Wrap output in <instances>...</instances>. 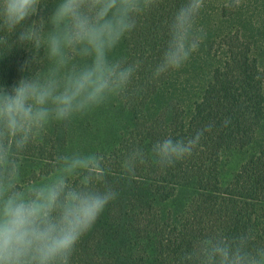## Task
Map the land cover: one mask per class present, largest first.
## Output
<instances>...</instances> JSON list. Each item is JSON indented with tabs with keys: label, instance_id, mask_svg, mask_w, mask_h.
Here are the masks:
<instances>
[{
	"label": "trees",
	"instance_id": "16d2710c",
	"mask_svg": "<svg viewBox=\"0 0 264 264\" xmlns=\"http://www.w3.org/2000/svg\"><path fill=\"white\" fill-rule=\"evenodd\" d=\"M56 3L41 0L40 16L47 20ZM183 3L158 0L110 53L139 62L123 94L50 122L23 150L13 149L21 191L65 175V157L95 156L104 172L98 187L117 192L77 243L70 264H201L205 239L223 237L264 247V0H204L198 50L179 69L155 77L169 24ZM32 54L36 62L22 73ZM48 66L43 48L0 47V85ZM206 125L211 131L190 157L166 168L155 162L157 141L194 138ZM233 155L242 158L228 177ZM70 179L80 185L83 177L77 172Z\"/></svg>",
	"mask_w": 264,
	"mask_h": 264
},
{
	"label": "clouds",
	"instance_id": "9594fccd",
	"mask_svg": "<svg viewBox=\"0 0 264 264\" xmlns=\"http://www.w3.org/2000/svg\"><path fill=\"white\" fill-rule=\"evenodd\" d=\"M157 3L57 0L45 20L40 16L41 0H0V47L31 48L35 53L43 48L49 64L11 86L0 85V264H70L81 237L116 199L111 186L98 187L104 172L95 156L70 162L65 157V175L21 191L14 180L13 149L23 150L50 122L67 121L127 90L139 62L127 64L110 58V53L136 27V17ZM203 6L204 0L181 4L169 24L155 77L179 69L198 50L202 29L196 22ZM76 57L84 62L76 63ZM34 62L35 54L26 56L21 72H28ZM211 128L206 125L187 140L157 141L151 149L155 162L166 168L190 157ZM126 170L135 174V167ZM77 172L83 177L80 185L70 179ZM246 243L244 237L238 244L226 237L205 239L201 264H264V247L249 249Z\"/></svg>",
	"mask_w": 264,
	"mask_h": 264
},
{
	"label": "rangeland",
	"instance_id": "374dc122",
	"mask_svg": "<svg viewBox=\"0 0 264 264\" xmlns=\"http://www.w3.org/2000/svg\"><path fill=\"white\" fill-rule=\"evenodd\" d=\"M241 156L240 155H233L230 159L227 171H226V176H230L234 171H236L240 165L241 162Z\"/></svg>",
	"mask_w": 264,
	"mask_h": 264
}]
</instances>
